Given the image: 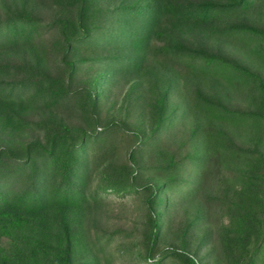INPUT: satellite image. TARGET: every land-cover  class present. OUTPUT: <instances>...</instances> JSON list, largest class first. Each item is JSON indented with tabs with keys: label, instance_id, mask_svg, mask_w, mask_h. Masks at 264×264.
<instances>
[{
	"label": "trees",
	"instance_id": "obj_1",
	"mask_svg": "<svg viewBox=\"0 0 264 264\" xmlns=\"http://www.w3.org/2000/svg\"><path fill=\"white\" fill-rule=\"evenodd\" d=\"M54 1L68 11L44 22L32 0H0V50L16 49L0 51V264H100L106 245L89 237L86 220L88 206L110 193L143 196L137 252L144 264H264V27L245 13L258 0ZM227 14L234 17L224 19ZM45 26L59 33L60 73L49 62ZM186 29L207 42L190 44ZM153 38L161 42L147 51ZM228 43L244 51H226ZM81 46L132 52L68 58ZM151 52L184 67L187 104L196 117L191 150L178 158L142 139L155 146L151 165L143 166L132 148L130 162L105 166L92 186V156L109 142L116 121L98 129L102 75L77 86L79 67L96 61L116 72L151 75L154 69L145 66ZM4 55L19 60L1 61ZM148 91L160 134L177 115L157 79ZM70 98L82 124L68 123L58 110ZM34 113L40 117L31 118ZM144 171L151 180L140 181ZM179 186V198L195 203L190 224L204 228L195 251L186 236L181 246L162 244L164 193ZM212 216L216 227L208 225ZM123 252L132 253L131 245ZM106 257L112 261V254Z\"/></svg>",
	"mask_w": 264,
	"mask_h": 264
},
{
	"label": "rangeland",
	"instance_id": "obj_2",
	"mask_svg": "<svg viewBox=\"0 0 264 264\" xmlns=\"http://www.w3.org/2000/svg\"><path fill=\"white\" fill-rule=\"evenodd\" d=\"M36 5V11L44 22H51L58 15L65 13L64 7H59L54 0H32ZM112 1L107 0V5ZM3 11L0 9V15ZM257 24L264 27V0H258L256 4L245 12ZM234 15L227 14L224 19L233 18ZM59 35L56 27L41 28V36L47 50L49 51V62L54 73L63 71L60 60L63 57L62 51H56L54 41ZM2 37V36H1ZM184 39L194 46L204 45L207 41L205 37L196 31L186 29ZM161 41L153 38L147 51H155ZM226 51H244L241 45L235 43L225 44ZM0 51H16L12 46L5 47ZM80 53L72 52L68 58L76 59L81 55L94 57L96 55H125L129 56L132 51H100L96 47L91 49L81 46L77 50ZM159 51V50H157ZM15 56L4 55L1 61L11 63L18 62ZM145 66H151L154 71L149 70H116L108 63L96 61L84 62L79 67L74 84L83 86L97 72L101 73V85L98 87L99 110L102 124L98 129L104 128L109 119L115 120L114 131L109 137V142L102 145V149L92 156V186H96L98 178L105 166L109 164L129 161V153L132 148H137L140 163L149 166L155 161V146L143 145L142 139H147L152 144L153 140L161 145L170 148L178 158H185L192 146V126L195 115L190 111L187 104L186 88L184 83V67L179 63L163 62L159 55L150 53ZM157 79V83L162 86V91L167 95V103L171 110L177 115L174 124L169 125L160 134L155 133L156 120L155 110L148 104V86L151 80ZM151 101L153 99H150ZM61 116L72 125L82 124L80 111L74 104V98L67 99L59 105ZM39 113H34L31 118L38 119ZM100 122V123H101ZM119 122V123H118ZM105 124V125H104ZM153 136L152 139H148ZM34 138H40L41 134L34 133ZM95 151V147H94ZM139 164V163H138ZM137 164V165H138ZM187 172H184L186 177ZM141 182L151 180L150 174L144 171L140 175ZM179 187L171 192L164 193L166 199V209L164 212L165 235L163 245L181 246L183 237L186 236L191 241L190 249L196 250L199 237L204 228L196 229L194 224H190V217H193L195 203L182 201L179 198ZM170 193V196H168ZM91 207L87 216V226L90 238L105 243L106 252L99 251L101 257L100 264H144L145 262L138 256L140 249L141 230L145 220L146 203L142 195L129 194L121 196L110 193L102 200L90 204ZM216 214V213H214ZM213 214V215H214ZM216 216V215H215ZM215 216L208 222L211 227H216L218 221ZM167 222V224H166ZM131 245L133 252L124 253V247ZM100 248V246H99ZM205 250V249H204ZM205 251H200V253ZM111 262H108L107 255H111Z\"/></svg>",
	"mask_w": 264,
	"mask_h": 264
}]
</instances>
